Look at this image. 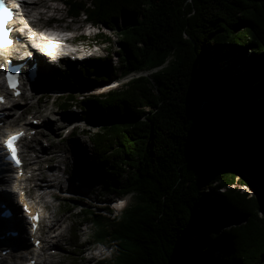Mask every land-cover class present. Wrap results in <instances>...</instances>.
Instances as JSON below:
<instances>
[{
    "label": "trees",
    "instance_id": "1",
    "mask_svg": "<svg viewBox=\"0 0 264 264\" xmlns=\"http://www.w3.org/2000/svg\"><path fill=\"white\" fill-rule=\"evenodd\" d=\"M64 1L69 14L83 11L119 37L118 77L110 69L97 77L87 63L83 86L70 79L57 104L88 120L99 114L95 130H82L92 169L102 173L97 196L132 198L112 224L127 248L112 257L264 264V101L254 100L264 94V0ZM97 38L108 41L102 32ZM132 73L139 75L117 88L75 94ZM229 219L237 222L224 225Z\"/></svg>",
    "mask_w": 264,
    "mask_h": 264
},
{
    "label": "rangeland",
    "instance_id": "2",
    "mask_svg": "<svg viewBox=\"0 0 264 264\" xmlns=\"http://www.w3.org/2000/svg\"><path fill=\"white\" fill-rule=\"evenodd\" d=\"M66 10H61L59 13H57L56 18H59L60 16L65 15ZM81 16L77 17L74 22L70 23L69 19H66L62 25H69L72 29H78V32L82 27L84 29L80 30L82 34L88 33L89 29L87 24H84V18L85 14L81 12ZM55 18V19H56ZM96 26V25H95ZM80 28V29H79ZM100 33L104 34V36L108 37V41H103L101 38H85L86 43L90 42L92 40L97 39V42H103V46L106 47V51L110 52L111 55L114 53V55L111 56V58L102 59L103 61L100 62L97 60H92L90 62H87L89 64L93 65L94 73L97 77H107L109 74V69L112 72V77H118L121 67L117 63V58L115 51L118 49V32L110 31L109 29L105 27H99ZM96 31V30H94ZM106 52H103V56L105 57ZM87 63H84L87 64ZM110 66V67H109ZM77 67V66H76ZM75 66H69V71L64 73L60 79H57L58 75H60L58 72L53 73L49 79H46V85H54V84H62L64 87H69L71 84L72 79L74 84L83 86L80 81V71L83 68V65L81 66V69L76 68ZM139 74H128V77H122L121 82L126 83L125 81L131 79L132 77H136ZM111 77V78H112ZM67 78V79H66ZM123 83V84H124ZM97 85H90L86 86L84 90H80L78 93H75L79 97L82 95H90L100 94L97 91ZM116 86H113V88ZM117 88V87H116ZM64 92L62 96L64 97L67 95L66 88L62 89ZM58 96V95H56ZM44 97L41 96L39 93L36 94L35 97H31L27 104L25 105V115L24 120L29 121V118L27 117V114H31V116H43L45 120L48 119L47 122H49L50 126L43 125L40 129L45 132L47 140L52 143V145L56 149H60V151L57 152L59 155L58 158H61L64 160L63 164L61 165L64 169L69 168L73 171V173H69V183L68 187L66 188L65 192L67 194L64 195L65 192H63V196H65L63 200H66L63 202V205H61L62 212L65 210L70 209L71 207H74L75 205H80L81 207H89L91 206L92 209H96V213L102 212V219L95 221L96 219L92 218V213L90 208H84L85 214L82 216L84 220L90 221L93 220L96 224L97 230L102 232V239L100 241L102 242H109L110 239H115L113 237H121V240H116L117 246L122 247L123 249L127 248V238L123 237L121 233V229L116 226H112V224H115V222L119 221L118 217L120 215V212L122 211L123 207L118 209L115 207L114 203L118 201L119 199L116 198V195H110V196H104V197H98L97 192L100 189V178L102 177V173L99 171H93V162H92V156H90V144L88 142V139L85 137V134L81 132V130H88L91 131L96 129L97 117H99V114L96 112L90 113V120L86 118H81L83 115L82 112H80L78 107H73L69 109L68 111H61L57 108V104L60 100L59 97ZM255 101H264V94L260 95L258 98L254 99ZM90 121V122H89ZM45 122V121H44ZM67 151L70 152V154L76 156H73V158H69L67 161L66 157L62 154L66 155ZM241 191L247 192L249 189L247 187H238ZM87 192V193H86ZM250 192V191H249ZM253 191H251L252 194ZM254 193V192H253ZM0 195L5 200L10 199V196H8L5 192L0 191ZM68 198V199H67ZM120 200L125 201V205H127L128 202L132 201V198L129 196H126ZM74 205V206H73ZM108 207L109 210L112 212L110 213L105 208ZM87 211L91 214H87ZM260 216H264V211L259 213ZM110 221H106V217ZM114 221V222H111ZM0 222H4L3 220H0ZM8 222V221H6ZM74 222V221H73ZM9 223V222H8ZM110 223V225H109ZM77 224V223H76ZM98 224V225H97ZM17 227H20L18 224ZM1 231L2 227L0 226ZM77 228V226H74V231ZM19 229V228H18ZM112 230V231H111ZM94 232V233H95ZM105 232V233H104ZM21 233V229H20ZM19 233V234H20ZM110 233V234H109ZM3 234H0L2 236ZM92 235V234H90ZM18 236V235H17ZM71 239L68 238V236H65V241H62V243H59L58 247H52L50 249H47L46 254H48V250L51 249H57L53 253H50V261L52 263L50 264H95L94 262L89 261V259H86L88 256V252L82 253V247L81 242L79 239H81V234L79 236L71 235ZM90 240H97L98 238L96 236L89 237ZM21 244V243H20ZM32 241H29L27 243L28 246H31ZM113 245V244H112ZM115 245L114 253L116 252L117 246ZM24 248V247H22ZM20 248V249H22ZM119 250V249H118ZM123 254V251H120L119 254L113 255L111 260L105 259V264H113L112 262L116 261L118 264H123V260H120V255ZM8 260L12 261L14 263H19V259L14 256L11 257L10 253L8 254Z\"/></svg>",
    "mask_w": 264,
    "mask_h": 264
},
{
    "label": "bare ground",
    "instance_id": "3",
    "mask_svg": "<svg viewBox=\"0 0 264 264\" xmlns=\"http://www.w3.org/2000/svg\"><path fill=\"white\" fill-rule=\"evenodd\" d=\"M16 1H20V0H16ZM41 1L42 0H40V2ZM26 2L29 3V0H26ZM19 3L21 5H23L25 3V0H23V1L19 2ZM27 3H26V6L27 7H31ZM36 5L37 4H34L33 6H36ZM34 10H35V8L34 7H31V9H29V10L28 9L27 10H23L22 9L21 12H20V10H18V12H20V14L22 13V16L26 15L27 17H29V16H34L33 15V11ZM24 11H26V14H25ZM57 79H58V77H57ZM47 121H48V119L45 120V123H48ZM22 125H26V123L23 122ZM5 130H6V126L2 127L0 129V135H2L5 132ZM8 130H13V127L12 126H9L8 127ZM58 163L59 164H62V160H59ZM47 186L48 187H54L53 184H49ZM0 191L1 192H5L8 196H10V199L5 200L0 195V204L1 205H5V206H7V205H10L11 206L12 205L14 209H18V212L17 213H14V215H13L14 218H13V221H11V222L13 223L12 224V227H15L16 228L17 225L19 224L20 227H18V228L21 229V233H20V230H19V233L20 234H18V236L14 237V239L12 237H10V236L1 239V241H0V251H2L3 249H11L10 256L11 257L16 256L19 259V263H17V264H31V260L32 259H36L37 264H50V263H52L51 262L52 260L50 261L48 255H45V253H41L40 250H42L43 246H41L40 250H37L36 251V250H34V248H32V246L30 247V246L27 245V243L30 241L31 236H33V235L29 232V227L27 228V223H26L23 215L21 214V212L19 210V207L16 205V203L14 201V198H13L14 197V194H13L12 191H10V188H9V185H8V180H7V178L5 176H2L0 178ZM247 192L249 194H251V192H249V190ZM52 193H55V191H52ZM58 196L59 197H64L62 194H59ZM77 206L79 207V205H77ZM61 216H62V218L64 219V222H65L66 219H68V217L70 215L67 214L65 216V215L61 214ZM64 217H66V218H64ZM109 225H110V223H109ZM0 226L4 229V231H7L9 229V228L6 227V226H9L8 225V222H0ZM61 226L62 225H59V227H61ZM64 227H67V225L64 226ZM64 227L61 230L64 231L65 230ZM4 231H1V228H0V233H3ZM60 233H61V231H60ZM34 236H35V239H38L39 238L38 234H35ZM19 245H21V247H24V248H22V250L17 249L16 247L19 246ZM7 257H8V255H7ZM1 261L4 262V259H2V257H1ZM2 262H0V264Z\"/></svg>",
    "mask_w": 264,
    "mask_h": 264
},
{
    "label": "snow or ice",
    "instance_id": "4",
    "mask_svg": "<svg viewBox=\"0 0 264 264\" xmlns=\"http://www.w3.org/2000/svg\"><path fill=\"white\" fill-rule=\"evenodd\" d=\"M11 17H12V13L6 7L5 0H0V48L7 47L11 45L12 43V40L9 39V33L12 31V29L6 28V21L11 19ZM51 34L55 35V33H51ZM44 51L46 52V54L52 55V53L48 51L47 49H44ZM29 55H31V53H29ZM5 79L8 83V87L12 89V95L18 96L19 95V90H18L19 81H18L17 76L14 75L12 72H5ZM0 103H4V97L2 95H0ZM24 135H25L24 132L17 131L9 135L6 140L0 142V151H3L4 149H6L3 157H0V159H10L17 166H19L20 160L17 156V149L15 148L14 145H15V142L19 140L21 137H23ZM123 203H124L123 201H120L115 206L122 207ZM25 210H27V206H25ZM31 219L37 220L38 217L32 216ZM107 254L108 253L105 252V255Z\"/></svg>",
    "mask_w": 264,
    "mask_h": 264
},
{
    "label": "water",
    "instance_id": "5",
    "mask_svg": "<svg viewBox=\"0 0 264 264\" xmlns=\"http://www.w3.org/2000/svg\"><path fill=\"white\" fill-rule=\"evenodd\" d=\"M241 185L246 186L249 189L250 192L253 191L254 192V193L252 192L253 195L254 194H258V192H259V189H258L257 186H249V185H245V184H238V186H241ZM17 212H18V209H14L12 205L11 206L10 205L5 206V205H1L0 204V220H3L4 222H6V221L9 222L8 223L9 226H6L7 228H9L8 231H10L12 233H14V232L16 233L17 232L19 234V230L20 229H18V227H16V228L12 227L13 223L11 222V221H13L14 213H17ZM235 222H237V221L229 219V220H224L223 224L224 225H231L232 223H235Z\"/></svg>",
    "mask_w": 264,
    "mask_h": 264
},
{
    "label": "built area",
    "instance_id": "6",
    "mask_svg": "<svg viewBox=\"0 0 264 264\" xmlns=\"http://www.w3.org/2000/svg\"><path fill=\"white\" fill-rule=\"evenodd\" d=\"M238 187H245V186L241 185V186H238ZM248 194H249V193H248Z\"/></svg>",
    "mask_w": 264,
    "mask_h": 264
}]
</instances>
